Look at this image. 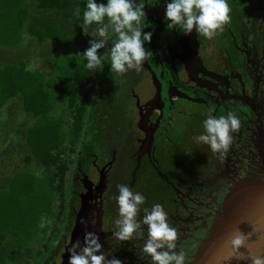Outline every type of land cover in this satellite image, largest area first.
<instances>
[{
    "label": "flooded vegetation",
    "instance_id": "flooded-vegetation-1",
    "mask_svg": "<svg viewBox=\"0 0 264 264\" xmlns=\"http://www.w3.org/2000/svg\"><path fill=\"white\" fill-rule=\"evenodd\" d=\"M137 2L150 25L142 31L152 33L144 45L152 58L139 71L119 75L111 70L108 48L102 49V70L76 101L85 112L76 119L79 136L69 154L65 220L37 264H68L69 249L77 241L83 247L86 232L99 236L106 257L153 264L142 250L146 225L142 239L113 235L117 185L145 197L138 219L144 208L162 205L177 229L175 251L185 253V264L201 233L210 236L219 213L237 200L228 201V195L241 187L264 188V0H227L230 22L212 39L195 29L187 35L180 26L169 30L165 8L171 0ZM109 35L108 47L116 39ZM209 112L217 118L232 112L240 121L223 156L195 139L205 134ZM249 207L243 221L254 223L260 245L264 207L256 214L261 207L253 201Z\"/></svg>",
    "mask_w": 264,
    "mask_h": 264
},
{
    "label": "trees",
    "instance_id": "trees-1",
    "mask_svg": "<svg viewBox=\"0 0 264 264\" xmlns=\"http://www.w3.org/2000/svg\"><path fill=\"white\" fill-rule=\"evenodd\" d=\"M86 3L0 0V115L10 118L9 109L17 106L26 114L17 125L21 138L16 142L25 146V162L39 169L16 170L0 183V264H37L50 251L65 220L69 154L79 136L76 119L85 112L76 101L85 92L81 87L101 71L88 70L82 55L93 39L79 26ZM96 27L90 26L89 35ZM24 33L37 45L49 41L47 69L30 68L29 56H20L26 53L18 47ZM98 51L102 55V49ZM14 53L10 61L3 58ZM1 123L0 134L9 136L6 123Z\"/></svg>",
    "mask_w": 264,
    "mask_h": 264
},
{
    "label": "clouds",
    "instance_id": "clouds-1",
    "mask_svg": "<svg viewBox=\"0 0 264 264\" xmlns=\"http://www.w3.org/2000/svg\"><path fill=\"white\" fill-rule=\"evenodd\" d=\"M143 7L137 0H107L106 4L87 0L83 22L79 26L83 35L93 37L89 40L90 46L82 54L86 58L85 67L88 70H102L104 57L98 50L108 48L110 31L116 37L108 48L113 72L123 75L130 69L139 71L143 63L152 58V52L144 46L146 42L150 43L152 33L142 31L150 26L145 23ZM230 11L227 0H171L166 3L165 19L171 22L167 24L169 30L180 26L187 35L195 29L196 33L206 39H212L230 22ZM105 18L108 23H105ZM93 24L97 27L89 35V28ZM239 127L240 121L232 112L218 118L209 112L204 120L205 134L195 139L223 156L232 143L231 133ZM117 188L119 195L115 199L119 218L115 220L117 231L113 233L114 237L120 241H129L134 237L142 239L145 235L142 225H146L147 238L142 250L153 264H185V253L175 251L179 239L177 229L168 223L162 205L155 204L151 210L144 208L143 218L138 219L145 197L139 192H133L127 185H117ZM40 226L44 227V223ZM244 244L243 233L235 234L230 239L234 253H239ZM102 248L99 236L86 232L83 247L77 241L69 249L68 264H122L120 259L106 257ZM237 258H243V254L239 253ZM249 259L251 264H264V255L250 254Z\"/></svg>",
    "mask_w": 264,
    "mask_h": 264
},
{
    "label": "rangeland",
    "instance_id": "rangeland-1",
    "mask_svg": "<svg viewBox=\"0 0 264 264\" xmlns=\"http://www.w3.org/2000/svg\"><path fill=\"white\" fill-rule=\"evenodd\" d=\"M48 40H44L41 43H44L43 45H37L38 41L36 39H33L32 37H30L27 33L22 34V37L20 39L19 45L18 47H21L20 50L22 51L23 48L25 50L26 53H22L20 52V56H29V60H30V68H34L33 66H38L41 67V69H47L48 68V64L50 62L51 59V50L50 48H48L46 45L48 44ZM111 46H109L108 48H110ZM108 53V52H107ZM25 54V55H24ZM15 56V53L13 55H6L5 57L3 56V58L5 60L10 61L11 59H13ZM108 57V54L107 56ZM109 60V58H108ZM14 101V100H13ZM12 103V101H10L9 105L10 106ZM5 107H3L1 109L4 110ZM7 110V109H6ZM13 112V116H11L10 118L8 117H4L2 115H0L1 122L6 123L5 128L6 132L9 134V136L4 135L3 133L0 134V155H4L0 157V163L2 162V164H0V183L2 181L7 180V178L9 177V175L11 173H13L16 170H20V169H24V170H28V171H38L39 169L37 168L36 164L32 163L30 165H28L25 160H24V155L26 154V149L24 144L20 143L18 145V143L16 142L17 139L21 138L19 133L21 132L17 127V125L21 124L20 122L22 121V119H25V113L22 112V110L17 106L16 108L13 109H9ZM0 124H3L1 123ZM19 136V137H18ZM7 138V141L6 139ZM6 146H8V150H6ZM68 176V173H67ZM244 189V187L242 188ZM247 189H249L250 191H247ZM246 193H244L243 197H242V206H244L245 202H246V209L244 211V208H237L238 212L235 214L237 216V214H240V217H244L243 219H247L248 218V213L250 214L249 210H247V207L250 206L251 201L254 202V204L256 205L257 208H260L263 205V201H261V198H263V194L261 193L262 190L257 189V187H251V188H245ZM248 192V193H247ZM253 194H256L253 195ZM245 207V206H244ZM264 206H262L257 212H254V214L258 213L260 210L263 209ZM247 210V211H246ZM62 227V226H61ZM258 233V232H257ZM256 232H254L252 239L256 242L258 241V239H255L254 236L257 234ZM206 235V233H201L200 237H202L203 239L204 236ZM207 237V236H206ZM250 249L249 252L247 253L245 250L246 249ZM193 252V251H192ZM194 252H196V250H194ZM193 252V253H194ZM239 253H242L245 255L244 259L241 261L240 264H251V260L249 259V255L250 254H256V255H264V241L260 244V245H252L249 241H247L245 243V245L243 247H241L239 249ZM239 253L235 256H233V260L232 262H228L227 264H235L234 262L239 259L237 258V256L239 255ZM237 264V263H236Z\"/></svg>",
    "mask_w": 264,
    "mask_h": 264
},
{
    "label": "water",
    "instance_id": "water-1",
    "mask_svg": "<svg viewBox=\"0 0 264 264\" xmlns=\"http://www.w3.org/2000/svg\"><path fill=\"white\" fill-rule=\"evenodd\" d=\"M242 188L243 187L237 190V192H232L227 196L228 201H231L234 198H237V200H233V205L229 204L226 205V207L224 205V211L219 213L216 230L210 233V236L201 240L200 245L195 254L192 256L189 264H227L228 262H232L234 258L233 256L238 253L233 252L230 245V239L238 233L244 234L245 243L249 241L254 246H257V244L260 243L259 241L255 242L252 239L255 232L254 223L249 222L246 224V222L243 221V218H239L240 214L237 216L235 215L238 212L237 208H244V211L246 209V207L242 206V197L244 193H246V187L244 189ZM257 189L260 190V187H257ZM247 191L250 190L247 189ZM262 192L264 196V188ZM253 195L256 196V194ZM248 209H250V207H247V210ZM261 215L264 216L263 213ZM260 221L263 223L264 217ZM262 238L263 234L259 237V239L262 240ZM249 250L250 249L247 248L245 251L248 253ZM244 257L245 255L243 254V258L237 259L234 263L240 264Z\"/></svg>",
    "mask_w": 264,
    "mask_h": 264
},
{
    "label": "bare ground",
    "instance_id": "bare-ground-1",
    "mask_svg": "<svg viewBox=\"0 0 264 264\" xmlns=\"http://www.w3.org/2000/svg\"><path fill=\"white\" fill-rule=\"evenodd\" d=\"M261 193H263V192H261ZM249 234V233H248Z\"/></svg>",
    "mask_w": 264,
    "mask_h": 264
}]
</instances>
